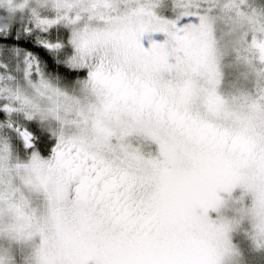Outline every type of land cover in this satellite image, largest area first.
<instances>
[{
  "label": "snow or ice",
  "instance_id": "obj_1",
  "mask_svg": "<svg viewBox=\"0 0 264 264\" xmlns=\"http://www.w3.org/2000/svg\"><path fill=\"white\" fill-rule=\"evenodd\" d=\"M5 7L0 264H244L238 235L264 254V0Z\"/></svg>",
  "mask_w": 264,
  "mask_h": 264
},
{
  "label": "trees",
  "instance_id": "obj_2",
  "mask_svg": "<svg viewBox=\"0 0 264 264\" xmlns=\"http://www.w3.org/2000/svg\"><path fill=\"white\" fill-rule=\"evenodd\" d=\"M3 12H0V32L7 31L8 28L13 23V20L15 19L16 22H19V17L16 15L15 12L8 11L7 7L0 10ZM27 23V21H23L21 24H18L17 27L20 28L22 31L23 24ZM15 42V48L16 49H25L27 52H33L36 56L40 57L43 65H44V71L49 76L57 77L60 75V73L54 69L59 68L60 66L56 64L54 60L48 55L47 52H45L43 49H39L36 47L35 43L29 39H17L15 36L10 37ZM27 45H31L30 47H26ZM4 60L9 65V69H13L16 66V61L13 60L10 56L5 55ZM0 71H3V69H0ZM37 142L39 143V138L37 139ZM56 141L54 139H48L47 140V150L41 151L40 155L42 157H48L51 154L52 147L55 146ZM23 159V157H21ZM240 241H237V243ZM239 244V243H238ZM241 249L244 252V264H264V254L257 253L254 254L253 251L252 254H250V251L248 252L249 245H246L245 243L239 244Z\"/></svg>",
  "mask_w": 264,
  "mask_h": 264
},
{
  "label": "rangeland",
  "instance_id": "obj_3",
  "mask_svg": "<svg viewBox=\"0 0 264 264\" xmlns=\"http://www.w3.org/2000/svg\"><path fill=\"white\" fill-rule=\"evenodd\" d=\"M224 195V194H222ZM243 195L242 191L240 189H236L233 193L231 198H229V210L230 212L232 210H235L237 208H240L242 205L241 203H238V201L240 200V197ZM250 196H245L244 198V203H250ZM230 214V213H229ZM214 218H219V216L217 214H213ZM236 241H240L238 242L239 244H241L242 242L245 243L246 245H249V243L247 242V240L245 239V237L243 235H238L236 236ZM250 251V254H252V250L249 246L248 252ZM254 254H257L256 252H254ZM22 264H27V259L25 258L22 261ZM250 264V263H248Z\"/></svg>",
  "mask_w": 264,
  "mask_h": 264
}]
</instances>
